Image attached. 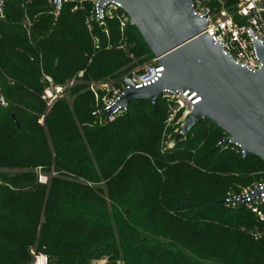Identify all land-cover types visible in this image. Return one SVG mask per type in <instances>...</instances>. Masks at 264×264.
I'll return each mask as SVG.
<instances>
[{"label":"trees","instance_id":"trees-1","mask_svg":"<svg viewBox=\"0 0 264 264\" xmlns=\"http://www.w3.org/2000/svg\"><path fill=\"white\" fill-rule=\"evenodd\" d=\"M72 4L56 16L45 0L2 5L0 264L27 262L32 248L47 264H264V222L223 202L262 178L264 162L217 144L223 132L210 121L162 147L167 106L159 95L97 124L93 96L79 82L46 109L43 74L55 84L80 70L82 80H102L141 61L128 53L152 56L138 31L127 25L121 35L116 20L93 24L94 49L85 13ZM123 40L126 53L116 48Z\"/></svg>","mask_w":264,"mask_h":264},{"label":"water","instance_id":"water-1","mask_svg":"<svg viewBox=\"0 0 264 264\" xmlns=\"http://www.w3.org/2000/svg\"><path fill=\"white\" fill-rule=\"evenodd\" d=\"M113 1L120 3L162 70L154 82L138 88L124 79L127 88L107 115L116 106L126 109L132 100L146 99L154 105L163 90H189L199 100L191 106L179 135L207 119L224 134L218 143L238 145L242 156L251 154L264 162V47L255 44L260 66L250 70L211 44L209 34L203 32L204 17L193 14L191 0ZM261 192L264 182L251 196Z\"/></svg>","mask_w":264,"mask_h":264},{"label":"built area","instance_id":"built-area-1","mask_svg":"<svg viewBox=\"0 0 264 264\" xmlns=\"http://www.w3.org/2000/svg\"><path fill=\"white\" fill-rule=\"evenodd\" d=\"M4 1L0 0V17ZM45 1L51 12L56 15L66 0ZM86 3L88 10L84 14V26L90 35L94 23L98 26H104L107 20H116L121 35L124 28L130 25L129 18L122 10L119 2L108 0L99 3V0H77L72 10H82ZM20 6L22 7V4ZM191 8L193 14L204 17L205 28L203 32L209 34L211 44L218 45L222 54L247 69L259 68L260 60L256 53L255 44L264 47V0H237L229 7L226 5V0H191ZM24 24L25 26L29 25L26 16L24 17ZM91 38L94 44L93 48H98L97 39L92 35ZM122 44H125L124 40ZM122 47V45L118 46V48ZM161 70L162 66L157 65L156 58L151 56L147 62L142 63L139 68L131 73L117 75L108 80L85 81L94 100V107L90 112L94 122L101 124L111 121L126 110L122 106H116L107 115L108 108L114 105L123 90L127 88L124 79L128 78L133 87L138 88L154 82L160 76ZM76 75L81 77L82 70L78 71ZM42 80L45 85L40 94V99L45 103L46 109L76 83L75 78H71L63 84H55L47 74L42 75ZM159 96L167 106L164 128L172 126L178 133L191 110V106L199 100V97H196L195 92H189V90L183 92L163 90ZM0 103L4 104L1 97ZM42 117L43 115L38 119L39 123H41ZM218 141L217 144H231L229 142L218 143ZM231 145L235 146L241 153L238 145ZM263 182L264 175L259 180L241 187L237 191H227L223 198L224 204L227 207L242 205L253 213L257 220L264 222V193L261 192L256 197L251 196L255 190L262 188ZM257 236L259 233L254 234V237ZM47 260L46 254L32 248L30 249L29 261L22 264H47Z\"/></svg>","mask_w":264,"mask_h":264},{"label":"rangeland","instance_id":"rangeland-1","mask_svg":"<svg viewBox=\"0 0 264 264\" xmlns=\"http://www.w3.org/2000/svg\"><path fill=\"white\" fill-rule=\"evenodd\" d=\"M73 1V4H72V7L77 3V0H72ZM72 7H71V9H70V11H74V10H72ZM80 10V9H79ZM83 12L84 13H86L87 12V10H88V7H86V5L84 4V7H83ZM2 13L3 12H1V17H2ZM58 14V13H57ZM56 14V15H57ZM54 15V14H53ZM56 15H54V16H56ZM28 27H29V25H26V31L28 32ZM119 45H122L123 47L122 48H118V46ZM110 45H107L106 47H109ZM117 49H119V50H121L122 52H124V53H126V51H125V49L127 48V46L125 45V44H122V42H118L117 43V47H116ZM130 59H131V62H135L137 59H141V61L140 62H138V63H135V65L134 66H132V67H130L129 69H127V70H125V71H121L120 73H119V75H122V74H128V73H131L132 71H135L137 68H139V66L142 64V63H144V62H147L149 59H150V56L149 55H141V56H139V57H135V56H133L132 55V53H128V54H126ZM117 76V75H116ZM75 77V81H76V83L75 84H77V83H84L85 84V90H88V88H87V84H86V82L85 81H90V80H93V79H89V80H82V76L81 77H79V76H77V75H75V76H73L72 78H74ZM112 78V77H111ZM111 78H108V79H111ZM108 79H106V80H108ZM98 81V80H97ZM74 84V85H75ZM89 91V90H88ZM67 96V94L65 93V95H64V97H66ZM93 107H94V104H93ZM169 129H171V132H168V133H165L166 131H165V128L163 127L162 128V132H161V138H160V145L162 146V147H171L172 146V144H173V135H174V133L175 132H177V130H175L172 126H170V127H168ZM264 174V173H263ZM38 180H40V181H44L45 180V177L44 176H42V175H40L39 177H38ZM43 253V252H42ZM103 262H104V260L103 259H99V260H94V261H92L91 262V264H103Z\"/></svg>","mask_w":264,"mask_h":264}]
</instances>
